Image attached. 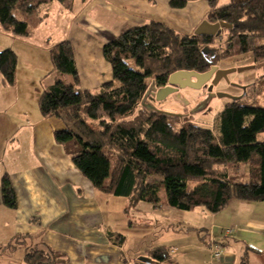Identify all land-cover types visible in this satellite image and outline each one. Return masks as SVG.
<instances>
[{"label":"trees","instance_id":"1","mask_svg":"<svg viewBox=\"0 0 264 264\" xmlns=\"http://www.w3.org/2000/svg\"><path fill=\"white\" fill-rule=\"evenodd\" d=\"M206 2L207 22L232 26L229 50L241 46V53L264 61V42L258 43L264 40V0ZM52 3L70 9L73 0H0L1 30L13 37H31L43 22L41 9ZM185 6L184 0L169 2L173 9ZM222 32L215 37L184 35L158 21L129 28L104 44L102 54L112 80L95 93L79 88L71 43H48L52 70L70 75L72 84L56 80L42 91L39 113L64 122L55 141L67 148L72 164L93 188L127 199L131 208L141 203L157 207L161 188L166 206L185 212L203 208L216 214L231 200L264 202V140L257 139L264 133V107L230 101L216 114V135L212 129L156 111L126 120L145 95L148 79L153 77L158 90L174 72L204 73L214 66L218 50L211 45ZM16 67V53L0 50L4 85L14 84ZM242 164L253 167L245 183L227 171L228 166ZM190 182L196 184L189 187ZM0 192L2 204L15 209L17 199L7 175L1 179ZM60 257L41 244L26 250L24 264H59ZM138 263L173 264L166 247L146 251Z\"/></svg>","mask_w":264,"mask_h":264},{"label":"crops","instance_id":"2","mask_svg":"<svg viewBox=\"0 0 264 264\" xmlns=\"http://www.w3.org/2000/svg\"><path fill=\"white\" fill-rule=\"evenodd\" d=\"M184 1L183 9L169 7L170 0H73L70 9L52 3L41 9L44 22L31 37L13 38L20 48L14 84L4 85L0 77V183L9 177L17 205L5 207L0 192V264H24L26 250L41 244L61 256L59 264H131L130 252L138 254L136 259L143 256L148 247L142 250V244L153 240L156 227L176 239L159 245L170 249L173 264H264V208H230L235 201L246 204L231 200L216 214L203 208L185 212L169 208L160 197L159 208L147 210L159 213V223L146 222L140 204L131 208L127 199L92 187L67 148L55 141L64 122L42 117L33 107L40 93L60 80L52 75L47 81L54 72L49 70L51 45L63 40L73 45L79 88L95 93L112 80L102 54L111 38L149 21L188 33L205 20L206 0ZM21 62L38 69L39 76L23 78ZM12 106L17 109L10 111ZM225 228L233 229L232 239L226 238L220 256L213 258L205 239Z\"/></svg>","mask_w":264,"mask_h":264},{"label":"rangeland","instance_id":"3","mask_svg":"<svg viewBox=\"0 0 264 264\" xmlns=\"http://www.w3.org/2000/svg\"><path fill=\"white\" fill-rule=\"evenodd\" d=\"M228 0H220L219 5L227 3ZM44 22V20H43ZM42 22V23H43ZM64 27V26H63ZM65 28V27H64ZM228 29H223V32L218 38H215L211 47L218 50L216 59L214 60V66H217L219 69H235L234 73H231L227 76V79L220 80L216 86L212 88L211 91L206 89L193 90V89H183L179 90L177 94L168 96L164 101L156 102L154 99V94L156 92V87L154 86L153 77L148 79V89L143 96L142 100L138 104L134 114L131 117H128L126 120H132L140 112H161L170 114L173 117H178L181 123L189 122L196 126H201L207 129H212L216 135V114L219 110L229 103L230 101L236 100L241 104L250 105L254 107H264V61L255 62L253 54L241 53L240 47L229 50L227 42L230 38V31ZM180 32V31H178ZM184 35H192L193 32L183 33ZM14 37L8 33L3 32L0 29V50L9 48L11 50L19 51V44ZM16 38V37H15ZM76 40V39H75ZM264 40L258 42L259 44L263 43ZM75 45V44H74ZM21 46V45H20ZM73 46V45H72ZM228 50V52H227ZM16 53V52H15ZM74 53V52H73ZM75 58V55H74ZM49 70H52V63L49 60ZM48 66V62H47ZM19 74L23 78H33L39 75L38 69L34 67L26 66L25 63L21 62L19 66ZM52 75L59 76L60 81L66 85L72 84V79L68 74L52 73L51 77L47 79L50 80ZM33 81V80H31ZM80 83V82H79ZM39 88V87H38ZM1 92V91H0ZM224 95V96H221ZM7 105L11 104V100H7ZM21 106V104H20ZM11 107V106H10ZM22 107V106H21ZM30 107V102L28 104ZM33 107L38 109V101L34 100ZM15 106H12V109H15ZM17 109V108H16ZM71 126V124L69 125ZM258 141L264 140V133H261L257 136ZM253 167L251 164H242L235 166H228V172L230 175L236 177L242 183L248 182L251 178V173L253 172ZM196 182H190L189 187H192ZM159 196L162 200L165 198L164 189L161 188ZM244 205H237L235 201L230 208H264V202H252L251 205L248 202H245ZM159 208V205L157 206ZM139 208H146L142 210L144 213L140 214V218L148 222L149 220L158 221L159 223V213H154L152 211H147L149 208H152L150 204L142 203ZM133 212V211H132ZM131 212V214H132ZM135 213V211L133 212ZM3 212H1L0 217H2ZM154 216H157L154 217ZM135 217V216H134ZM1 218L0 220H2ZM135 219V218H134ZM136 220V219H135ZM143 221V220H142ZM165 227V226H164ZM3 228L2 223H0V230ZM228 229V228H225ZM220 234L221 238L217 237ZM159 235L161 236L159 238ZM154 238L149 239L146 244H142V250L147 249L152 250L153 248L159 247L161 243L165 245L175 243V238L170 233L165 235V232L159 231V227H156V230L152 235ZM206 236V235H205ZM215 238H211L212 241L220 245V252L222 251L221 245L226 242V238H229L227 241L231 240L232 237H227L224 235L223 231H218ZM207 238V237H206ZM210 241L205 239V246L208 248V243ZM130 245L127 246L129 249ZM175 247V246H174ZM141 250V251H142ZM146 252V251H145ZM173 252V250H172ZM132 254L131 258L133 259L131 264H139L136 252H130ZM145 254V253H144Z\"/></svg>","mask_w":264,"mask_h":264},{"label":"water","instance_id":"4","mask_svg":"<svg viewBox=\"0 0 264 264\" xmlns=\"http://www.w3.org/2000/svg\"><path fill=\"white\" fill-rule=\"evenodd\" d=\"M223 29H232V26L217 22L211 24L203 20L193 31L195 36H217ZM235 69H219L217 66H211L207 72L197 73L195 71H177L171 74L167 80V85L161 89L156 90L154 99L156 102L164 101L168 96L177 94L179 90L193 89L200 90L208 88L212 90L214 86L222 79H227V76L234 73ZM224 96V95H221ZM226 97V96H224ZM232 102H236L233 100Z\"/></svg>","mask_w":264,"mask_h":264},{"label":"built area","instance_id":"5","mask_svg":"<svg viewBox=\"0 0 264 264\" xmlns=\"http://www.w3.org/2000/svg\"><path fill=\"white\" fill-rule=\"evenodd\" d=\"M233 233L232 228L224 229V235L225 236H230ZM210 242L208 243V248L212 254L213 258H218L221 254L220 252V245L214 243L212 240H209Z\"/></svg>","mask_w":264,"mask_h":264}]
</instances>
